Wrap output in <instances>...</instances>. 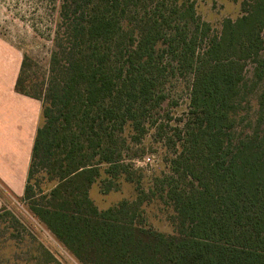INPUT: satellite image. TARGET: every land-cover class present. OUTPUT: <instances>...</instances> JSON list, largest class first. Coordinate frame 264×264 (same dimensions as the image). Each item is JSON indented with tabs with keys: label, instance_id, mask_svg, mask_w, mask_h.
Wrapping results in <instances>:
<instances>
[{
	"label": "trees",
	"instance_id": "obj_1",
	"mask_svg": "<svg viewBox=\"0 0 264 264\" xmlns=\"http://www.w3.org/2000/svg\"><path fill=\"white\" fill-rule=\"evenodd\" d=\"M159 1L61 0L35 93L23 85V54L14 90L41 103L43 122L21 201L80 264H264V87L256 119L237 127L246 63L258 67L254 86L264 79V0H243L240 16L211 37L193 4L175 1L164 14ZM154 2L149 14L144 5ZM161 52L172 75L190 77L189 113L173 130L170 173L145 193L123 156L154 128L147 108L164 102L155 99ZM36 175L52 184L47 192ZM120 178L136 185V199L99 211L90 187L99 182L106 195ZM156 194L174 213L171 235L145 224L141 208Z\"/></svg>",
	"mask_w": 264,
	"mask_h": 264
},
{
	"label": "rangeland",
	"instance_id": "obj_2",
	"mask_svg": "<svg viewBox=\"0 0 264 264\" xmlns=\"http://www.w3.org/2000/svg\"><path fill=\"white\" fill-rule=\"evenodd\" d=\"M158 0H156L157 2ZM176 1V2H175ZM243 0H160L158 12L166 13L171 5L193 4L195 24L201 23L210 28L209 37L220 32L223 20H236L240 16V4ZM154 6L144 5L147 12H155ZM61 0H0V41L12 46L26 55L27 67L24 71V88L27 93H35L38 84L47 79V70L51 51L53 50L52 35L57 22ZM153 7V10H150ZM149 9V10H148ZM140 13L143 6L139 7ZM198 20V21H197ZM263 51L259 60L263 66L264 77V31L261 35ZM202 44H198L202 48ZM165 46H161L163 50ZM201 50V49H200ZM158 54V66L165 67L163 75L158 80V91L155 99L163 96L164 102L159 107H148V124H153L145 137L137 138L138 143L126 144L123 159L132 166L135 172L134 180L145 193L154 191V184L162 175L170 173V160L175 155L171 141H174L173 130H181L188 120L190 77L168 70L172 62L167 57ZM257 65L247 62L244 68L246 89L239 108L237 127L247 129L246 122L256 119L257 108L255 96L262 84L254 86V69ZM258 68V67H257ZM158 97V98H157ZM158 127L160 130L157 131ZM264 131V119L260 126ZM169 139V143L166 142ZM145 159H150L146 162ZM33 181L40 183V188L47 192L52 184L40 181L36 175ZM118 190L106 195L102 194L97 182L89 189V197L99 211L116 206L121 201L136 199V185L124 182L120 178L117 182ZM151 197L149 202L142 206L143 217L147 227L164 235L173 234L174 213L165 202ZM0 264H80L78 261L31 215L27 204L20 198L12 196L0 187Z\"/></svg>",
	"mask_w": 264,
	"mask_h": 264
},
{
	"label": "crops",
	"instance_id": "obj_3",
	"mask_svg": "<svg viewBox=\"0 0 264 264\" xmlns=\"http://www.w3.org/2000/svg\"><path fill=\"white\" fill-rule=\"evenodd\" d=\"M22 54L0 41V187L22 198L37 129L42 125L39 101L19 95L14 86Z\"/></svg>",
	"mask_w": 264,
	"mask_h": 264
},
{
	"label": "built area",
	"instance_id": "obj_4",
	"mask_svg": "<svg viewBox=\"0 0 264 264\" xmlns=\"http://www.w3.org/2000/svg\"><path fill=\"white\" fill-rule=\"evenodd\" d=\"M145 160H146V162H148V163L150 162V159H145Z\"/></svg>",
	"mask_w": 264,
	"mask_h": 264
}]
</instances>
